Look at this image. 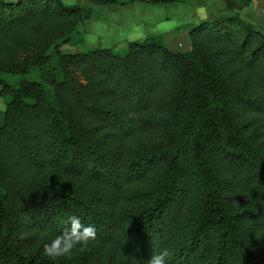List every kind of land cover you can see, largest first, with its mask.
I'll list each match as a JSON object with an SVG mask.
<instances>
[{
	"label": "trees",
	"instance_id": "trees-1",
	"mask_svg": "<svg viewBox=\"0 0 264 264\" xmlns=\"http://www.w3.org/2000/svg\"><path fill=\"white\" fill-rule=\"evenodd\" d=\"M134 1L142 0L127 5ZM91 4L0 0V28L25 26L38 15L69 18L32 26L22 61L0 58V146L15 156L0 152V264H90L87 257L43 254L42 235L62 233L71 215L95 226L93 241L144 262L167 249V264H264V129L245 117L264 113V31L233 13L191 27L187 49L151 33L126 40L123 52L63 50L74 43L76 24L93 19ZM203 33L219 46H204ZM226 43L247 68H258L253 89L247 75L222 70ZM29 68L44 75L36 88L2 75ZM137 128L159 137L131 145ZM17 160L106 189L41 185L21 177ZM241 194L247 201L237 204Z\"/></svg>",
	"mask_w": 264,
	"mask_h": 264
},
{
	"label": "rangeland",
	"instance_id": "rangeland-1",
	"mask_svg": "<svg viewBox=\"0 0 264 264\" xmlns=\"http://www.w3.org/2000/svg\"><path fill=\"white\" fill-rule=\"evenodd\" d=\"M63 1L66 3L91 4L88 0ZM128 1L129 0H118L117 3L102 5L91 4L95 9L93 19H85L78 22L76 24V29L69 33L70 38L74 43H64L61 45L62 49L65 51H82L90 47L111 46L116 50L123 52L125 50V42L126 40H128V38L140 39L147 35L150 31H158L161 30L162 27L168 30V32L164 33L163 37L171 48L182 50L190 47L188 33H185V42L184 38L181 37L184 44L182 43L181 39H169L170 37H167L170 35L172 30L176 33V36L179 32L182 34L183 30H178L181 24L170 26L168 21L165 20V15L163 16L162 12H170V16H175L172 19L173 24H176V22L181 23L184 19L187 18L186 16L179 17L178 13L180 10L179 8H181L180 5H174V2L162 4L152 3L148 0L134 1L132 4L127 5ZM183 2H186V4L182 5L184 8H186L184 12H187L186 10L188 9V6H196L194 5L195 1L193 2L192 0H185ZM254 2H256V0H252V4ZM196 8L197 10L201 9L200 7ZM226 13L227 12L223 11L220 14L207 15L206 19H212L221 15H227ZM233 13L236 12H231L229 14ZM156 16L158 17V19H153ZM133 17H137L138 21H134L131 23V25H128L125 31H115V25L124 23L125 18L130 19ZM67 19L69 18L64 17L59 21L58 18L52 15H38L31 21L27 22L25 26H20L18 24L3 25V27L0 28V58L4 57L9 60H18V62L22 61L26 56V51L31 52L32 41L36 33L32 26H40V24H42L49 27L50 25L54 26L60 24ZM204 19L205 16L200 18L196 23L192 24L190 28ZM132 28H136L135 32L132 31ZM201 38L204 46H219V43L216 42V37L209 33H203V35H201ZM221 59V67L225 73H230L231 77L233 78H239L243 75H247V78L251 80L248 85L249 89H253L255 85H257L256 75L258 68H247L244 65V62L240 58L236 57V55H234L233 47L231 44L226 43L224 44V47L221 48ZM76 74L79 78H83L81 71H77ZM2 75H4L5 78L10 82H16L20 79L22 81H26L33 88H36V85L39 84V82L43 83L44 81V75L39 74L36 69L32 68H29L25 71H12L9 69V71L3 72ZM5 106L6 103L4 101V97L0 93V109H4ZM245 117L247 119H253L254 123H260L259 130L264 129L263 112L248 113L245 114ZM158 137L159 134L155 131H146L137 128L133 136L131 137V140H129L128 142H130L131 145H138L141 141H155L158 139ZM263 137L264 133L262 135V138ZM115 141L116 140H109L110 144L114 143ZM123 142H125V140ZM123 142L119 141V144H124ZM8 149L10 148L6 143H3L0 146V152L5 150L4 152L8 159L14 158L15 156L11 152H9ZM15 165L20 170L21 177L29 178L41 185L56 183L76 191L91 190L96 192L98 190L103 191L106 189V186H103L101 183L95 180L67 174L57 167H33L20 162L19 160H17ZM109 199H113L112 196H110ZM120 201L118 200V203L115 204L116 209L119 206ZM246 201L247 199L242 194L241 197H237L235 199V202L237 204ZM135 205L136 203L131 206L135 207ZM42 238L43 240H41L40 246H42L43 249L44 245L54 239L55 236L46 233L42 235ZM80 256L85 258L87 257V261L90 264H146V262L142 260L128 256L124 251L112 244L96 242L93 240H90L85 246H78L73 251L72 255L67 258L76 259Z\"/></svg>",
	"mask_w": 264,
	"mask_h": 264
},
{
	"label": "crops",
	"instance_id": "crops-1",
	"mask_svg": "<svg viewBox=\"0 0 264 264\" xmlns=\"http://www.w3.org/2000/svg\"><path fill=\"white\" fill-rule=\"evenodd\" d=\"M195 1L194 5L188 6L187 12H184L186 8H184L182 5L186 4V2H174V5H180L181 8H179V17L186 16L187 19H184L181 23L176 22V24H173L172 19L175 16H170V12H162L163 16L166 21H168L170 26L174 25H180V28L178 30H183V33L180 32L176 36V33L171 31L170 35L167 37H170L169 39H181L182 43L185 42V33H188V29L192 24L196 23L200 18L204 17L205 15H214V14H220L223 11L227 12L226 14H229L231 12L238 13L242 18L245 20H248L250 22H253L254 24L258 25V27L264 31V0H256L253 4L245 5L242 0H192ZM196 7H200L204 9L203 13H199ZM195 9V10H192ZM166 13V14H164ZM172 13V12H171ZM153 19H158L156 16ZM138 21L137 17L133 18H125V22L121 23L119 25H115V31H125V29L128 27V25H131L132 22ZM134 29V30H133ZM136 28H132V31L135 32ZM168 32L166 28H161V30L158 31H150L148 34L151 33H161L164 36V33ZM183 35V36H181ZM172 36V38H171ZM184 38V42L182 38ZM133 38V37H132ZM128 40H130L128 38ZM187 45V43H186Z\"/></svg>",
	"mask_w": 264,
	"mask_h": 264
},
{
	"label": "clouds",
	"instance_id": "clouds-1",
	"mask_svg": "<svg viewBox=\"0 0 264 264\" xmlns=\"http://www.w3.org/2000/svg\"><path fill=\"white\" fill-rule=\"evenodd\" d=\"M203 13L204 9H198ZM207 16L205 15V19ZM68 227L60 234L56 235L49 243L43 247V254L51 259L59 257H70L78 246H85L90 240L96 238V228L92 224H85L81 218L71 215L67 220ZM169 256L167 249L154 253L146 264H167L166 258Z\"/></svg>",
	"mask_w": 264,
	"mask_h": 264
}]
</instances>
